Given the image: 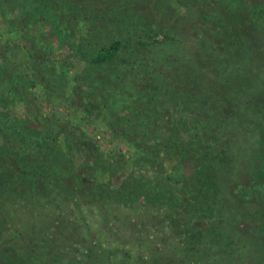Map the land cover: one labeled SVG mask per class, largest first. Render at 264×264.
Returning <instances> with one entry per match:
<instances>
[{
    "label": "rangeland",
    "instance_id": "374dc122",
    "mask_svg": "<svg viewBox=\"0 0 264 264\" xmlns=\"http://www.w3.org/2000/svg\"><path fill=\"white\" fill-rule=\"evenodd\" d=\"M0 155V264H264V0H0Z\"/></svg>",
    "mask_w": 264,
    "mask_h": 264
},
{
    "label": "trees",
    "instance_id": "16d2710c",
    "mask_svg": "<svg viewBox=\"0 0 264 264\" xmlns=\"http://www.w3.org/2000/svg\"><path fill=\"white\" fill-rule=\"evenodd\" d=\"M243 8V6L240 7V9ZM125 46L124 44H122L120 41L118 40H112L110 43H108L107 45H103L101 46L97 52L91 57L90 61L94 62V63H101V62H106L108 61L110 58L116 56L117 54L120 53V49H123ZM208 146H206V148H202V152L201 155L199 153H197L195 151V149L193 150V147H189L186 149V152L188 154L191 155H195L196 158H211L213 159V157H215L213 154L208 151ZM225 152V151H224ZM225 155V153H223ZM222 154V156H224ZM226 156V155H225ZM220 158V157H219ZM8 161L3 160L1 158L0 155V192L4 193L7 189L10 190V188H12L11 180L9 179V177L6 176V172H7V166H8ZM24 172L25 169H22ZM10 181H9V180Z\"/></svg>",
    "mask_w": 264,
    "mask_h": 264
}]
</instances>
